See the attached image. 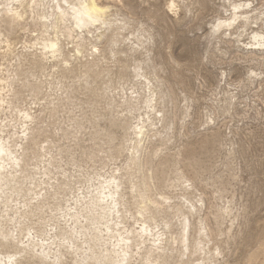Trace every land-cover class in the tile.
Segmentation results:
<instances>
[{"label": "bare ground", "instance_id": "6f19581e", "mask_svg": "<svg viewBox=\"0 0 264 264\" xmlns=\"http://www.w3.org/2000/svg\"><path fill=\"white\" fill-rule=\"evenodd\" d=\"M188 1L169 0L168 9L176 15L178 8L190 9ZM220 6L225 14L217 15L209 33L217 52L224 43L264 66V8L254 0ZM134 10L123 0H0V59L15 60L11 69L0 63V264H68V255L73 264H219L215 235L225 232L218 227L213 236L204 222L191 220L202 210L203 198L198 205L193 194L206 169L193 150L183 155L169 147L178 123L183 128L192 119L191 98L174 94L157 62L159 33L136 21ZM18 31L31 34L21 50L12 37ZM260 75L251 70L248 78ZM23 91L35 98L37 110L20 106ZM78 92L87 94L83 104L92 114L105 104L104 112L86 119L93 129L88 149L80 144L85 112L76 116L70 105H82L74 102ZM226 93L230 105L236 94ZM60 110L67 114L63 120ZM214 114H204L206 131H214ZM98 119L107 125L99 128ZM117 130L123 134L114 144ZM62 139L73 144L59 145ZM205 143L213 152L214 132ZM75 146L88 161L98 157L95 149L110 161L126 154L109 173L74 174L58 158L80 169ZM183 167L193 170L192 178ZM176 188L183 191L180 201ZM231 209L218 208L215 218L225 219ZM170 216L179 217L177 232ZM250 255L248 264H258L264 241Z\"/></svg>", "mask_w": 264, "mask_h": 264}, {"label": "rangeland", "instance_id": "374dc122", "mask_svg": "<svg viewBox=\"0 0 264 264\" xmlns=\"http://www.w3.org/2000/svg\"><path fill=\"white\" fill-rule=\"evenodd\" d=\"M103 1L109 2V0ZM222 1H188L186 3L190 9L178 8L176 14L178 16H176L168 9L169 0H123L125 4L134 5L135 10L132 15L136 16L134 17L136 21L153 25L154 32L159 33L157 47L154 46L155 51L159 52V55L161 53L157 57V62L163 65L165 75L172 83L174 94L179 97L186 94L191 98L189 102L193 105L192 119L188 120L183 128H180L178 123L176 136L169 142L171 153L180 149L183 155H187L193 150L206 169L197 179L198 190L193 194L195 203H198L200 197L203 198L202 210L191 220L194 223L204 222L203 224L207 225V230H211L213 236L214 233H217L218 227H221L220 229L225 232L223 235H215V242L220 245L222 250V254L217 257L219 264H248L250 254H253L260 243L264 241V66L255 61L242 59L241 50H236L235 47L232 48L224 43L219 44V47L223 48H221L223 52H217L215 40L210 42L209 33L212 23L217 19V15L225 14L220 6ZM110 3L113 2L110 1ZM254 3L258 7L264 8V0H254ZM182 4L180 3V7ZM118 6L122 7L121 4ZM123 10L127 12V8H123ZM12 37L15 39L16 49L21 50L24 40L29 39L31 34L18 31ZM0 63H2V68L11 69L15 65V60L12 55H8L5 60L0 59ZM251 70H256L261 75L250 80L248 75ZM180 79L182 80L180 81ZM66 81L67 85L72 83L71 80ZM227 90L236 94L230 105L227 102ZM25 92L28 93V91H23L24 95L19 101L20 106H31L33 110H37L38 105L33 104L35 98L33 100V97ZM82 93L78 92L80 96L76 93L74 99L75 103L81 102L82 105L74 103L70 105L74 107L75 111L72 109L76 116H82L85 112L86 128L80 144L82 148L84 146L88 149L91 144L89 133L93 129L86 119H95L94 115L104 112L105 104L101 101L97 106V114H92L90 106L83 104L87 94ZM210 109H214L215 113L214 125L211 122L214 131H206L207 126L202 124L205 112ZM78 111H81L82 114L81 112L77 114ZM61 112L62 110L58 115L60 120H63L67 114L64 112L66 114L64 115ZM2 115L5 116V114ZM65 122L67 123V121ZM98 124L99 128L107 125L104 119H98ZM213 132L214 151L208 152L212 146L206 144L205 139L210 137ZM116 134L117 140L114 144L119 143L123 131L117 130ZM216 136L218 140H216ZM43 139L45 136H41V140ZM63 140H60L58 144L65 147L70 143L73 144L69 140ZM103 149L108 150L109 146L105 144ZM73 150L74 157L81 161L80 169L73 165H67L66 158L60 159L59 157L58 160L60 165L64 164L63 168L74 174H78L77 170L85 174H92L96 170L104 174L109 173L112 169L123 164L126 154L110 161L106 157L107 152L95 149L98 157L94 161L86 159L85 161L81 148L75 146ZM53 153L55 154V150L52 151ZM43 159L46 160L48 157ZM103 160L108 163L102 168ZM183 170L192 178L193 170L191 168L183 167ZM169 176L173 177V173H169ZM199 191L201 192L199 193ZM182 192L179 188L172 190V193L178 196L176 201H180ZM168 193L172 194L170 191ZM69 197V194L64 197L62 201L64 206L67 204L65 200ZM200 204L199 202L198 205ZM223 206L232 207L231 213L223 220L216 219V210ZM49 213L48 211L45 214L46 217ZM171 218H173L172 222H175L173 230L177 232L180 229V225L178 226L179 217ZM132 222L134 221L130 219L128 224H135ZM68 257L70 258L67 259L68 264H73L72 256L68 255ZM258 264H264L263 257L259 259Z\"/></svg>", "mask_w": 264, "mask_h": 264}, {"label": "snow or ice", "instance_id": "6c2138e0", "mask_svg": "<svg viewBox=\"0 0 264 264\" xmlns=\"http://www.w3.org/2000/svg\"><path fill=\"white\" fill-rule=\"evenodd\" d=\"M172 7H174V5H172ZM219 27H221V24L216 25V29H218ZM216 29H213V31H215Z\"/></svg>", "mask_w": 264, "mask_h": 264}]
</instances>
